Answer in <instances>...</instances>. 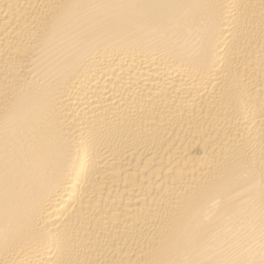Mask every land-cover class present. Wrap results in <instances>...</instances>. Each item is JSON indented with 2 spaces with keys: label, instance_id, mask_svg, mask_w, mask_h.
Wrapping results in <instances>:
<instances>
[{
  "label": "bare ground",
  "instance_id": "1",
  "mask_svg": "<svg viewBox=\"0 0 264 264\" xmlns=\"http://www.w3.org/2000/svg\"><path fill=\"white\" fill-rule=\"evenodd\" d=\"M0 264H264V0H0Z\"/></svg>",
  "mask_w": 264,
  "mask_h": 264
}]
</instances>
